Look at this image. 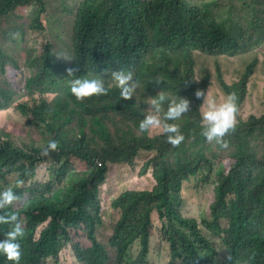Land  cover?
<instances>
[{
	"label": "trees",
	"instance_id": "trees-1",
	"mask_svg": "<svg viewBox=\"0 0 264 264\" xmlns=\"http://www.w3.org/2000/svg\"><path fill=\"white\" fill-rule=\"evenodd\" d=\"M10 15L16 27L6 43L14 47L0 51V78L24 58L33 104L21 102L16 109L45 145L50 139L58 144L43 156V146L21 148L0 130V189L11 186L21 195L9 210L23 221L20 264H147L151 232L167 248L163 264H264V113L247 119L240 113L258 59L235 84L219 63L214 71H196L199 55L237 58L264 48V0H80L66 57H58L50 44L31 49L40 56L27 55L33 36L45 33L47 21L56 18L52 0H0V23ZM77 68L76 77L108 78L106 69L131 70L140 87L128 98L112 88L77 100L68 77ZM6 86L0 79V112L13 101ZM162 90L190 101L186 116L174 121L185 135L179 145L158 129L139 131L140 109ZM198 90L211 97L219 91L220 103L230 94L237 98V124L224 138L226 148L200 134L204 97L195 96ZM225 149L228 167L222 171ZM49 160V179L35 180L39 164ZM120 166L135 171L140 185L111 202L101 191L106 176ZM11 176L24 187L9 184ZM214 176L215 199L206 218L200 224L184 218L183 182L194 178L208 185ZM106 207L119 214L108 231ZM8 230L0 224V238ZM106 244L114 258L107 256ZM0 264L12 262L0 256Z\"/></svg>",
	"mask_w": 264,
	"mask_h": 264
},
{
	"label": "rangeland",
	"instance_id": "rangeland-1",
	"mask_svg": "<svg viewBox=\"0 0 264 264\" xmlns=\"http://www.w3.org/2000/svg\"><path fill=\"white\" fill-rule=\"evenodd\" d=\"M80 0H52V10L56 12V18L52 24L48 21L46 23L47 30L45 33L33 36V39L29 45L30 51H27L28 56H40L41 51L38 49L31 52L32 48H38L43 45L50 44L52 51L57 54L58 57H66L67 51L65 45L69 42L71 26L73 22V14ZM16 27L15 18L11 15L0 23V51L6 50L7 48H13L14 44L6 43V36L14 34ZM63 33V37L60 35ZM254 59H258V65L255 70V75L249 80L248 94L246 100L240 111L242 117L246 119L250 115H261L264 113V48L260 51L251 52L246 55H242L237 58H228L217 56L216 58L206 57L199 55L196 58V71L200 74L203 70L214 71L215 65L219 63L222 73L225 76L229 84L237 83L244 73L246 66ZM32 76V75H30ZM25 68L24 58L18 60V65H11L3 76L2 80L7 82L8 89L12 90V104L5 111L0 112V130L8 133L14 143L24 149H31L33 147L43 146L45 147L44 138L41 137L39 132L34 128L26 126V118L17 111L16 106L21 102L33 104L32 98L25 89L26 79L30 77ZM214 79H217L216 73L213 74ZM220 92L217 91L213 94V97L217 103H220L219 96ZM48 101L53 99V95L48 96ZM138 161H142L145 153L139 152ZM229 150H223L224 157L221 160V165L218 170L225 171L228 167L226 158ZM42 162L39 164L36 170L35 180L46 181L49 179V171L47 170L50 162ZM140 164H137V167ZM81 168L79 172L84 171ZM218 175V174H216ZM149 179V178H148ZM217 179L214 176L213 180L208 185L199 184L196 179L192 178L190 181L183 182L180 198L181 209L180 212L186 219H194L200 224L208 213L211 203L214 201V184ZM7 182L11 185L16 183V178L11 176L7 179ZM104 190L101 191V195L111 202L117 197L122 191L139 188V180L136 177V172L132 171L131 168L117 167L115 172H111L106 176ZM143 183V180H142ZM24 187V184L20 185ZM103 222L105 224V231L113 228L115 223L119 219V214L112 208L106 207L103 210ZM152 219L155 224L159 226L157 221V214H152ZM161 241L157 239V233L151 232L150 235V253L147 264H163L162 260H166L167 248H163ZM107 256L111 259L115 256V251L109 248V244L105 246ZM163 248V250H162ZM137 245L134 246L133 257L136 256ZM220 254L223 255V251L220 250ZM162 259V260H161ZM115 264V262L113 263Z\"/></svg>",
	"mask_w": 264,
	"mask_h": 264
},
{
	"label": "clouds",
	"instance_id": "clouds-1",
	"mask_svg": "<svg viewBox=\"0 0 264 264\" xmlns=\"http://www.w3.org/2000/svg\"><path fill=\"white\" fill-rule=\"evenodd\" d=\"M79 69H69L68 77L70 93L77 99L83 100L92 96L105 95L110 89L119 90L120 98H128L140 87V81L134 76L133 71L119 70L111 71L106 69L105 74L108 78L96 73V75H83L76 77L74 72ZM110 73V78H109ZM106 79L108 83L106 85ZM162 80H157L159 84ZM197 98L204 97L201 105L200 114L201 129L200 134L208 141L215 142L221 147H227L225 136L234 130L237 124L238 104L234 94L227 95L223 102L217 103L212 98L208 90L205 94L203 91H196ZM150 107L140 109L144 113V118L139 123V131L145 132L151 129H158L167 134V140L172 145H179L185 139V135L181 132L180 126L174 121L181 119L182 114L189 112L190 101L180 97L177 94L170 96L164 90L160 91L147 104ZM166 105V108H165ZM173 121V123H170ZM58 147L56 140H49L46 147L42 148L41 154L48 156L51 151ZM22 180H17L16 184L21 185ZM21 200V195L14 190L13 187H5L0 189V224L9 226V230L2 234L0 238V256L11 261L12 264H20L21 243L25 232L23 221L14 212L9 210ZM228 259L231 261L232 257Z\"/></svg>",
	"mask_w": 264,
	"mask_h": 264
}]
</instances>
